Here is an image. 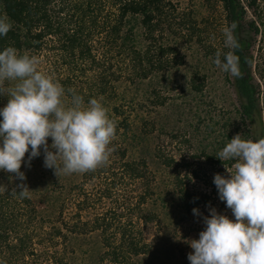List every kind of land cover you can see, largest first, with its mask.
<instances>
[{"label":"trees","instance_id":"obj_1","mask_svg":"<svg viewBox=\"0 0 264 264\" xmlns=\"http://www.w3.org/2000/svg\"><path fill=\"white\" fill-rule=\"evenodd\" d=\"M204 3L209 15L200 21L194 12L181 10L173 0H0V16L6 15L12 22L7 36H0V52L11 46L21 54L48 55L69 99V89L83 96L85 102L91 98L113 99L117 95L115 83L125 75L135 83L184 66L185 48L197 46L213 60L218 50L226 53L229 49L224 47V37L219 47H215L213 39L219 32L222 34L223 27L235 22L234 36L240 48L231 51L239 57L242 76H232L233 86L240 122L250 126V140L256 142L264 138V129L260 85L255 78L261 69L253 48L259 37L264 41V0ZM115 58L123 60V68L115 67ZM221 59L226 62L223 55ZM89 74L88 88L79 86L77 81ZM188 85L191 92L203 93L205 75L201 69L191 67ZM154 95L153 104H166V97L158 92ZM7 100L0 96V109ZM114 111L121 114L118 108ZM143 125L146 132L149 123ZM123 126L130 130L129 125ZM118 140L122 144L110 146L113 151L109 163L87 175L91 182H103L95 185L98 188L93 197L86 194L84 183L79 187V197L73 200L75 214L69 220L64 217L67 202L55 198L57 195H52L47 203V218L41 215L32 197L20 199L11 195L21 181L0 170V185L7 189L0 191V264H78L80 254L74 244L94 233L98 234L97 255L101 263L136 264L152 251L153 245L135 233L134 221L148 225L159 219L154 210L159 203L155 177L147 160L130 158L129 149L124 146L128 141L120 137ZM52 142L49 138V146ZM226 144L204 150L201 156L214 167H231L234 160L222 162L217 158ZM30 151L25 156L27 161ZM155 155L161 165L173 171L174 191L184 213H192L211 201L221 202L214 177L203 181L209 191H193L182 178L183 164L159 148ZM30 166L33 172L42 170L46 175H55L53 169L44 166L43 148ZM194 176L199 178L198 173ZM127 185L130 190H126ZM101 203L106 205L99 212ZM85 214H89L87 219Z\"/></svg>","mask_w":264,"mask_h":264},{"label":"rangeland","instance_id":"obj_2","mask_svg":"<svg viewBox=\"0 0 264 264\" xmlns=\"http://www.w3.org/2000/svg\"><path fill=\"white\" fill-rule=\"evenodd\" d=\"M173 1L181 10L194 12L195 17L200 21L209 15L204 0ZM222 36L219 32V38L213 39L215 47H219L223 41ZM184 53L187 57L186 64L181 68L155 74L145 81L136 80L135 83L130 76L125 75L115 83L117 95L113 99H101L109 117L116 122V136L110 146L116 143L122 144L118 140L119 137L127 140L124 146L129 149L130 158L146 159L155 177L154 188L159 203L155 205L154 210L159 215V219L148 225L137 224L134 221L135 233L151 243L153 248L136 264H190L188 254L193 252V249L189 241L198 240L200 232L205 230L203 217L209 216V205L218 213L235 220L231 210L222 201H211L208 205H201L198 208L201 216H196L193 212L184 213L183 205L174 191L173 171L161 165L155 155V151L159 148L166 155L174 157L183 164L181 173L187 188L196 192H207L208 186L203 181L215 177L216 174L227 177L225 166L229 167V165L214 167L206 162L201 152L220 148L223 142H230L228 139L230 135L234 138L235 135L241 134L242 139L247 137L251 139L250 126L241 124L239 119L232 76L216 67L213 59L205 57L197 46L185 48ZM253 53L261 69L260 74H255V78L260 85L259 97L264 129V41L261 37L257 39ZM35 56L41 59L40 70L58 81L55 65L51 63L53 60H50L48 55ZM114 65L121 69L125 64L121 58H115ZM193 66L201 69L205 75V88L200 95L191 92L188 85ZM77 82L79 86L87 89V85L91 82L90 74ZM155 92L167 98L165 105L153 104ZM64 99L69 100L66 95ZM115 108L121 110L120 115L116 114ZM144 122L149 123L146 132H144ZM123 124L129 125L130 130H126ZM33 170L24 159L20 169L26 175L23 183L33 191L31 197L41 215L46 218L49 215L47 203L52 195H57L55 198L60 197L67 202L64 217L69 220L75 214L73 200L79 197V187L84 183L87 192L85 193L93 197V193L98 188L95 185L103 182V179H95L92 182L87 180L89 172L61 177L47 174L49 175L47 177L42 170L36 172ZM194 173L199 174L198 179L194 178ZM186 175L190 180L186 179ZM128 187L127 185L126 190H130ZM105 205L101 203L99 212H102V207ZM88 216L89 214L83 215L84 219ZM98 242V234L94 233L74 244L73 247L78 249L80 254L78 264H106L99 261Z\"/></svg>","mask_w":264,"mask_h":264},{"label":"clouds","instance_id":"obj_3","mask_svg":"<svg viewBox=\"0 0 264 264\" xmlns=\"http://www.w3.org/2000/svg\"><path fill=\"white\" fill-rule=\"evenodd\" d=\"M235 22L222 28L226 53L217 51L213 63L223 72L241 77L239 57L232 49L240 44L234 36ZM12 22L0 16V36H7ZM223 55L224 61L221 59ZM211 59V57H210ZM38 56L21 54L14 47L0 52V96L8 98L0 109V170L21 181L11 195L30 199L32 190L23 183L20 169L26 154L31 160L44 153V166L57 177L84 174L109 163L116 136V122L108 115L101 99L84 97L65 89L51 75L40 70ZM52 139L49 146L48 140ZM228 176L216 174L214 184L219 199L226 203L235 220L209 205L204 216L205 230L198 240H190V264H264V138L256 142L237 134L217 153ZM6 186L0 185V191ZM201 216L199 209H193Z\"/></svg>","mask_w":264,"mask_h":264}]
</instances>
